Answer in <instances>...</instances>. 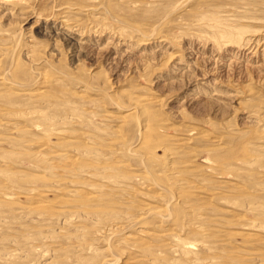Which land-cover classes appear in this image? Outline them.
<instances>
[{
  "label": "rangeland",
  "instance_id": "374dc122",
  "mask_svg": "<svg viewBox=\"0 0 264 264\" xmlns=\"http://www.w3.org/2000/svg\"><path fill=\"white\" fill-rule=\"evenodd\" d=\"M262 42L264 0H0V264H262Z\"/></svg>",
  "mask_w": 264,
  "mask_h": 264
},
{
  "label": "bare ground",
  "instance_id": "6f19581e",
  "mask_svg": "<svg viewBox=\"0 0 264 264\" xmlns=\"http://www.w3.org/2000/svg\"><path fill=\"white\" fill-rule=\"evenodd\" d=\"M110 16V15H109ZM65 22H67V21H65ZM62 24V23H61ZM125 26V25H124ZM233 29V30H232ZM231 30H225L224 31V34L225 35H227L229 38H230V40L232 41V42H236L238 45H240L239 46V48H241V49H244L246 46H249V45H251V44H253V43H255V41H253V39H252V35L249 37V39L247 40V43H246V45H242L241 43H243L242 41H245L246 40V38L249 36L248 34L250 33H248V32H246V30L245 29H241V28H232ZM233 31V32H232ZM248 33V34H247ZM246 35H248V36H246ZM146 36V35H145ZM148 36V35H147ZM254 37H256V36H254ZM146 38H149V37H146ZM145 39V38H144ZM151 39V38H150ZM149 40V39H148ZM256 40V39H255ZM151 41V40H150ZM260 41V40H259ZM259 41H258V43H259ZM257 43V44H258ZM263 43V45H264V42H262ZM254 45V44H253ZM252 45V46H253ZM260 45V44H259ZM258 45H256V47H257ZM244 47V48H243ZM248 48H251V47H248ZM173 56V55H172ZM13 59V58H12ZM7 63V62H6ZM9 64V65H8ZM8 64H7V67H6V74L3 76V78H2V81H3V83L4 84H6V85H9L10 87L9 88H11V89H17V91H19V93H21V92H26L25 94H27L28 93V95H30V96H34L33 94H31V93H29V91L31 90V87H33L38 81H39V79H40V77H39V75L38 74H36L35 72H33L32 74L33 75H31V78L29 77V81L26 83V82H24V83H21V81L19 82V81H17L15 78H14V76L11 74V72L9 73V71H11L10 69L12 68V64L11 63H9L8 62ZM41 65V64H40ZM21 68V67H20ZM34 70V69H33ZM23 72V71H22ZM18 73V72H17ZM17 75V74H16ZM20 79V78H19ZM18 79V80H19ZM43 79V78H42ZM45 81V80H44ZM34 90H36V89H34ZM31 92H32V90H31ZM40 93V92H39ZM24 93H23V95H25ZM22 95V94H21ZM26 96V95H25ZM36 96V95H35ZM22 97V96H21ZM27 97V96H26ZM37 98V97H36ZM32 99V98H31ZM232 99H233V97H232ZM132 111V113H130L131 115H136V114H138V113H140V107L139 106H135V107H133L131 110H130V112ZM148 129V128H147ZM143 130V129H142ZM145 131H146V129H145ZM148 131V130H147ZM145 132H143V134H144ZM141 134V133H140ZM140 134H139V138H140ZM143 137V136H142ZM164 189V188H163ZM163 189H160L162 192H166L165 190H163ZM82 196V195H81ZM83 198V197H82ZM12 199V198H11ZM86 199V198H85ZM94 199V198H93ZM75 201V200H74ZM74 201H73V203H74ZM86 204V203H85ZM90 204V203H89ZM88 205V204H87ZM40 208V207H39ZM34 210H40V209H38V207H34L33 208ZM32 208H31V210H33ZM172 210V209H171ZM38 212H40V211H38ZM42 212V211H41ZM40 212V213H41ZM47 212V211H46ZM169 212H170V204H168V207L167 208H165L163 211L162 210H154V211H148V213H147V215L149 216V215H152V216H156L155 218H162V219H164V221H169L170 220V218H171V214H169ZM70 213V212H69ZM154 218V217H153ZM137 222H139V221H137ZM134 227V226H133ZM236 235V234H235ZM231 236V235H230ZM234 236V235H233ZM124 237V236H123ZM130 236H128V237H126V238H123V240H126L127 238H129ZM178 241V240H177ZM138 242V241H137ZM179 242V241H178ZM183 245V244H182ZM191 246V245H190ZM252 255V254H251ZM250 255V256H251ZM259 255V254H258ZM243 257V256H242ZM108 261H106V263H107ZM111 263V262H110ZM262 264H264V262L262 263Z\"/></svg>",
  "mask_w": 264,
  "mask_h": 264
}]
</instances>
